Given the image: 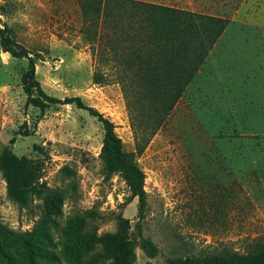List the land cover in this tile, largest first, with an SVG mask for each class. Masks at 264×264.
<instances>
[{
    "label": "rangeland",
    "instance_id": "obj_1",
    "mask_svg": "<svg viewBox=\"0 0 264 264\" xmlns=\"http://www.w3.org/2000/svg\"><path fill=\"white\" fill-rule=\"evenodd\" d=\"M138 1L230 21L136 157L141 212L138 197L102 164L97 118L52 102L79 98L134 153L120 87L92 83L95 48L82 39L78 0H0V31L9 39L3 47L0 37V264H95L102 239L120 228L125 239L157 248L138 245L135 264L223 246L245 253L264 236V0ZM8 153L23 166L25 205L7 194Z\"/></svg>",
    "mask_w": 264,
    "mask_h": 264
},
{
    "label": "trees",
    "instance_id": "obj_2",
    "mask_svg": "<svg viewBox=\"0 0 264 264\" xmlns=\"http://www.w3.org/2000/svg\"><path fill=\"white\" fill-rule=\"evenodd\" d=\"M78 2L83 19L82 39L95 48L92 83H115L120 87L134 137V153L124 151L115 125L79 98L52 102L74 104L97 118L103 129L102 164L110 173L120 175L133 198L138 197L141 212L144 175L136 157L166 123L230 21L138 0ZM0 37L6 47L8 37L2 31ZM30 63L32 74L34 64L32 60ZM27 84L32 88L34 81L28 80ZM2 171L9 199L25 205L27 192L17 183L22 163L8 153ZM123 230L102 239L101 258L95 264H135L138 245L149 252L157 250L148 239L139 244L125 239ZM166 264H264V236L253 240L245 253L223 246L209 253L174 256Z\"/></svg>",
    "mask_w": 264,
    "mask_h": 264
}]
</instances>
